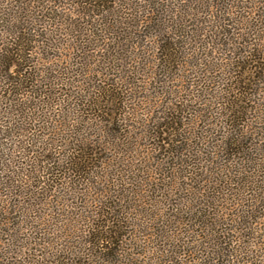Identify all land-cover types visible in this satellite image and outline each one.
I'll return each mask as SVG.
<instances>
[{"label":"rangeland","instance_id":"obj_1","mask_svg":"<svg viewBox=\"0 0 264 264\" xmlns=\"http://www.w3.org/2000/svg\"><path fill=\"white\" fill-rule=\"evenodd\" d=\"M104 6L0 0V57L9 31L27 26L33 79L17 92L0 60V264H264V0ZM171 36L185 43L176 69L160 63ZM243 58L262 79L234 120L227 102ZM104 89L123 102H102ZM173 110L196 152L190 165L156 137ZM235 133L248 140L241 154L228 148ZM74 148L91 152L88 172L45 173ZM204 209L209 226L198 223ZM106 210L122 236L98 247L91 223Z\"/></svg>","mask_w":264,"mask_h":264},{"label":"trees","instance_id":"obj_2","mask_svg":"<svg viewBox=\"0 0 264 264\" xmlns=\"http://www.w3.org/2000/svg\"><path fill=\"white\" fill-rule=\"evenodd\" d=\"M81 3L88 4L89 6L93 7V11L96 10L97 7H105L107 0H79ZM115 0H113V3ZM98 15V13H96ZM28 29L27 26H19L16 27V29L9 31V34H13V40L9 43V46L5 48L6 52L3 57H0L2 67L7 71L11 68H14L15 76H12V81H9L12 85L14 84L15 90H21L19 88L20 85H23L24 83H31L33 82V79L31 78V73L28 72L26 61L29 59L28 53L31 51L30 43L32 42L31 38L29 37V32L26 30ZM2 30H5L3 27ZM1 31V29H0ZM31 33V32H30ZM165 33H163L164 35ZM175 36V35H173ZM171 36L169 39L166 38V40L162 41L160 44V57L162 61H160L161 66L165 68H179L183 66V58H181V51L184 50L185 43L184 41H180L178 46L171 41L173 38ZM180 52V53H179ZM240 57V56H239ZM260 59V58H259ZM259 59H255V63L259 62ZM261 60V59H260ZM237 65L240 68L237 72L238 75H235V80L231 81V90L237 94L233 95L231 98H228L227 107L231 109V112L228 114L229 117L232 116L234 120L237 118H240L241 114H243L248 107L243 105L242 102L245 103L248 100H250L251 96L249 95L250 90H253V83L258 84L260 81V77L258 79L256 78V75L253 71L248 67L247 60L245 61V58L242 59V61H237ZM258 66V65H256ZM255 66V67H256ZM260 67V66H259ZM260 69H264L263 67H260ZM264 73V72H263ZM31 74V75H30ZM250 74V75H247ZM173 75V74H172ZM248 77H245V76ZM264 75V74H263ZM264 77V76H263ZM103 96H101L102 102H108L111 101L110 99L116 98L119 100V94L116 92H113L112 90L104 89L103 90ZM249 95V96H248ZM120 102H123V99L119 100ZM103 103H101L102 105ZM103 107V106H102ZM105 107V106H104ZM103 107V108H104ZM170 115H167V121L162 122L160 125H158L159 133L156 135V137L159 138V144L160 147L163 148L168 154L169 157H171L173 160H175V163L180 164H187L190 165L189 161L187 162L186 158L184 156L189 157L193 154H196L195 150L191 151L189 144L187 141H190L191 138L182 133L180 131L183 129V124L181 123V119L179 121L180 116L175 114V110L170 112ZM170 118V120H168ZM247 137L243 136L240 133L231 134L228 142V148L230 149L231 153H238L241 154L245 151V143L247 142ZM247 152L250 151V148H246ZM74 152H72L67 160L65 162L60 163L56 161H50L48 168L45 170L46 174H49L51 178H54V176H58V173H66L68 172H74L82 173V172H88L89 169L93 166V158L91 152H81L79 153V150L74 148ZM250 154V153H249ZM182 160V162H181ZM192 164V162H191ZM263 168V167H262ZM64 171V172H63ZM198 170H196L197 172ZM196 172H192L194 176H191L192 179H196L199 175ZM238 172V170H237ZM62 173H60L62 175ZM61 175L58 179H61ZM191 175L190 173L184 176ZM244 175V174H243ZM245 177V176H244ZM247 177H251V175H248ZM264 178V175H263ZM247 181H243L242 183H246ZM249 182H252L249 180ZM197 187H194V189ZM197 190H200L198 188ZM219 192L218 187L215 188V193L217 194ZM219 195H217L218 197ZM208 200H205L206 206H209V204L212 203L210 199H213V195H206ZM210 198V199H209ZM215 199V197H214ZM204 204V202H202ZM204 206V205H203ZM205 206V208H206ZM206 209L202 211L197 212V217L199 218L198 223H202L203 226H209L212 224V222L205 221L204 219L208 216L205 212ZM4 212V209L0 207V217L2 216ZM109 211H102L98 214L97 218L93 219V222L91 223L90 228V236L92 237L93 241L96 243V246L98 247H109L117 243L118 240H116L117 237L122 236V233H120V228L123 227V220L119 215L115 212L112 213V215L109 216ZM183 220L178 218L176 219V223H181ZM188 220H192V218H188ZM187 220V221H188ZM236 221V220H234ZM122 222V223H120ZM118 227V228H117ZM216 232L219 234V231L215 230V236L214 241H218L220 239V236L216 234ZM224 234V233H223ZM167 235V234H166ZM162 234V237H167ZM162 242L166 239L161 238ZM219 243H224L225 245L228 244L226 240H222ZM92 240L90 242L93 243ZM233 240H230L229 243H231ZM173 260V259H171ZM234 261L233 258L227 259V262Z\"/></svg>","mask_w":264,"mask_h":264}]
</instances>
